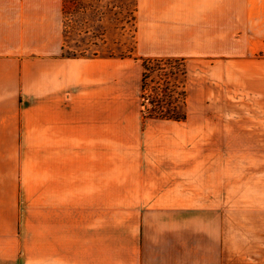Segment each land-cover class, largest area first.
I'll return each mask as SVG.
<instances>
[{
	"label": "crops",
	"instance_id": "0c3cea01",
	"mask_svg": "<svg viewBox=\"0 0 264 264\" xmlns=\"http://www.w3.org/2000/svg\"><path fill=\"white\" fill-rule=\"evenodd\" d=\"M62 1L0 0V264H264V0H137L132 58L65 56Z\"/></svg>",
	"mask_w": 264,
	"mask_h": 264
},
{
	"label": "rangeland",
	"instance_id": "374dc122",
	"mask_svg": "<svg viewBox=\"0 0 264 264\" xmlns=\"http://www.w3.org/2000/svg\"><path fill=\"white\" fill-rule=\"evenodd\" d=\"M62 1V5H63ZM85 9L79 10V0H69L66 8L69 9L68 18L64 16V36H65V56L70 57H92L100 55L109 57L127 58L128 52L134 45L133 31L129 26L122 30L121 20H124L122 10L116 9L117 5H134L132 0H84ZM124 23V21H123ZM68 25V29L66 26ZM143 64V61H142ZM151 65V77L148 80L149 101L146 102V110L150 109L151 103L155 98L159 100L160 105L167 106L174 100H170L167 93L163 92L165 88L173 89V83L178 80L183 81L181 75L183 67L179 64L165 62L164 71L154 69ZM144 72V69H143ZM176 91L174 98L182 108L181 89Z\"/></svg>",
	"mask_w": 264,
	"mask_h": 264
},
{
	"label": "trees",
	"instance_id": "16d2710c",
	"mask_svg": "<svg viewBox=\"0 0 264 264\" xmlns=\"http://www.w3.org/2000/svg\"><path fill=\"white\" fill-rule=\"evenodd\" d=\"M63 14L66 18L70 15L69 9L66 8V5L68 4L69 0H63ZM130 1V0H127ZM84 0H79V5H76L79 10L85 9L87 5H84ZM134 5H130V3H127V5H117L115 8L122 10V15L124 14V20H121L122 23V30L126 29L127 26L131 28L133 31V40L134 45L132 49L128 52L127 58H132L134 56V51L136 48L137 40H136V33H137V27H136V13H137V0H132ZM124 21V23H123ZM68 29V25L66 26ZM70 57V56H68ZM110 57H114L113 54H111ZM121 58H125L122 56ZM143 61V80H142V106H143V115L145 118H151V119H158V120H168V121H175V122H182L185 121L187 118V104H186V67L183 60L180 59H142ZM165 62H171L175 64H179V66L183 67L182 70V77L183 81L181 83L176 80L172 87L173 89H181V98H182V108H180V104L177 102V98H174V95H176L175 90H169V88H165L163 92L167 93V90L169 91L168 97L170 100H174V102H171L167 106L160 105L159 100H157L158 97L155 98V101L151 103L150 99V105L152 106L150 109L146 110V102L149 101L147 94H148V80L151 77V65L154 64L155 70L159 69L160 71H164L163 65H165Z\"/></svg>",
	"mask_w": 264,
	"mask_h": 264
}]
</instances>
